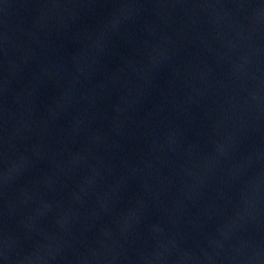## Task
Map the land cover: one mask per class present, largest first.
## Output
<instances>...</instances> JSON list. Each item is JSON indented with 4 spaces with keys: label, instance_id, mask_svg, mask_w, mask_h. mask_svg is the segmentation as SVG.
Wrapping results in <instances>:
<instances>
[{
    "label": "water",
    "instance_id": "95a60500",
    "mask_svg": "<svg viewBox=\"0 0 264 264\" xmlns=\"http://www.w3.org/2000/svg\"><path fill=\"white\" fill-rule=\"evenodd\" d=\"M0 264H264V0H0Z\"/></svg>",
    "mask_w": 264,
    "mask_h": 264
}]
</instances>
